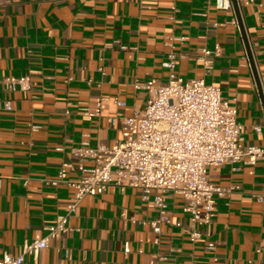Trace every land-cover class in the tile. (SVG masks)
<instances>
[{
	"label": "crops",
	"instance_id": "obj_1",
	"mask_svg": "<svg viewBox=\"0 0 264 264\" xmlns=\"http://www.w3.org/2000/svg\"><path fill=\"white\" fill-rule=\"evenodd\" d=\"M239 10L264 96V0L243 2ZM171 42L184 55L178 74L219 86L236 109L242 145H264L263 104L232 2L218 9L216 0H0V256L19 254L25 239L46 234L73 189L42 180L56 177L64 163L74 165L73 149L82 141L110 146L120 139L122 118L147 97L135 85L166 81L162 62ZM215 44L221 53L205 74L196 52ZM22 75L30 77L28 90L5 84ZM97 103L99 115L87 116L85 109L94 111ZM77 175L68 168V178ZM208 176L238 189L216 199L196 243L183 231L189 216L180 195H169L171 223L161 225L155 244L152 195L146 201L138 188L110 184L84 196L69 221L72 230L23 264H149L153 255L164 256L158 264H264L262 161L223 163Z\"/></svg>",
	"mask_w": 264,
	"mask_h": 264
},
{
	"label": "built area",
	"instance_id": "obj_2",
	"mask_svg": "<svg viewBox=\"0 0 264 264\" xmlns=\"http://www.w3.org/2000/svg\"><path fill=\"white\" fill-rule=\"evenodd\" d=\"M236 1L241 5L255 0ZM216 7L229 9L231 0H216ZM174 39L182 40L181 37ZM220 53L219 44L196 52L205 74L212 69ZM182 58L184 55L175 50L174 43H169L162 62L167 70L166 81L150 78L135 85L143 87L147 97L141 109L122 118L120 139L110 146H90L87 140L82 141L73 149L74 165L64 163L56 177L42 180L52 186L64 183L73 189L72 195L54 223L45 226L43 237L25 239L21 252L16 255L3 250L0 264H23L26 256L36 259L40 250L52 246L72 230L69 221L80 200L103 193L110 184L138 188L146 201L152 195L151 205L158 212L149 221L155 234L153 243L159 242L161 225L171 223L172 211L167 201L170 194L180 195L185 201L182 211L188 214L189 225L183 231L189 241L201 240V227L209 226L216 199L238 189L234 184L222 186L211 182L208 169L223 163L254 164L259 160L264 165V145H242V125L237 120L236 109L223 99L219 86L205 82L204 78L184 80L176 70ZM5 84L12 90L25 91L30 88V77L10 76ZM4 106L11 108L8 102ZM84 113L99 115L100 103L94 111L85 109ZM107 121L114 124L116 119L108 117ZM254 128L260 131L259 126ZM68 168L77 170L75 179L68 178ZM257 199L264 200L262 195H257ZM175 225L180 227L181 223ZM205 248L212 250L214 245L208 242ZM128 251V243H125L124 252ZM160 259L164 256L153 255L149 264H158Z\"/></svg>",
	"mask_w": 264,
	"mask_h": 264
},
{
	"label": "water",
	"instance_id": "obj_3",
	"mask_svg": "<svg viewBox=\"0 0 264 264\" xmlns=\"http://www.w3.org/2000/svg\"><path fill=\"white\" fill-rule=\"evenodd\" d=\"M231 2H232V5H233V9H234V12H235V17H236V20H237V23H238V26H239V29H240V32H241V36H242L243 41H244V45H245L246 53H247V56H248V60H249L250 66H251V70H252V73H253L257 88H258L259 97H260V100H261V102L263 104V110H264V96H263V93L261 91V87H260L259 80H258V77H257V73H256V70H255V66H254L252 55H251L250 47H249V44H248V41H247V37H246V34H245V30H244V27H243V24H242V21H241L239 4L237 3L236 0H231Z\"/></svg>",
	"mask_w": 264,
	"mask_h": 264
}]
</instances>
